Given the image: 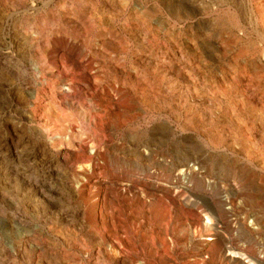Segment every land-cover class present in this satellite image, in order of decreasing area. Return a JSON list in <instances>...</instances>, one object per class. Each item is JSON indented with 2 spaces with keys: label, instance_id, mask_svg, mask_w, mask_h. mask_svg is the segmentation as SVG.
<instances>
[{
  "label": "bare ground",
  "instance_id": "1",
  "mask_svg": "<svg viewBox=\"0 0 264 264\" xmlns=\"http://www.w3.org/2000/svg\"><path fill=\"white\" fill-rule=\"evenodd\" d=\"M36 1L0 0V47L2 29L12 23V42L18 56L34 73L26 87L23 84L21 88L27 94L30 109L26 117L32 122L37 117L41 125L47 119L51 125L60 126L56 134H50L49 128L45 131L37 127L43 143L52 148L64 142L69 146L77 138L70 131L76 121L75 109L80 106L81 110L76 111L81 115L88 110H84L83 103L90 98L88 91L92 88L87 81L83 84L84 80L78 84L69 75L70 63L61 65L58 56L52 54L60 51L71 56L83 52L85 62L96 67L95 83L112 84L117 99L126 103L122 106L133 108L134 121L151 116L147 132L129 135L145 150H135L125 159L132 178L151 172L152 155L170 143L171 153L163 154V160L156 163L160 171L172 173L178 168L184 173L192 165L206 179L214 172L206 175L205 164L216 158L219 169L230 165L236 181L264 199V0H58L52 8L54 0H40L44 11L36 10ZM130 5L132 11L127 12ZM235 28L240 36L234 34ZM34 34H39L40 39ZM60 47L64 49L59 50ZM13 61V56L0 54V78L9 75L26 81V67ZM57 63L60 73L56 71ZM95 97L89 102L100 106ZM157 114L159 118H152ZM65 147H56L62 157L69 152ZM108 161L115 164L111 157ZM57 173L69 189L67 195L75 196V185L67 169ZM119 173L118 166L116 174ZM13 175L24 183L28 181L27 190L34 194L36 204L50 205L43 186L38 187L20 171ZM218 175L217 172L208 181H217ZM128 182L132 181L122 182L123 191L132 187ZM3 201L6 207L0 204V264H118L122 254L112 243L106 244L94 224L86 223L85 214L76 216L64 206L57 219L68 222L55 225L53 235L44 236L30 231L17 213L9 215V197ZM78 205V210L84 211ZM254 222L258 228L263 227L257 218Z\"/></svg>",
  "mask_w": 264,
  "mask_h": 264
},
{
  "label": "rangeland",
  "instance_id": "2",
  "mask_svg": "<svg viewBox=\"0 0 264 264\" xmlns=\"http://www.w3.org/2000/svg\"><path fill=\"white\" fill-rule=\"evenodd\" d=\"M54 1L50 4L51 8L58 0ZM72 1L74 0H69V2ZM36 2V10H46L40 0ZM132 8L133 5H130L127 12L132 11ZM233 17L234 15L231 16V18ZM189 24L192 25V23ZM12 25V23L8 24L2 29L3 45L0 47V54L3 53L13 56V62L22 68L23 66L26 67L23 69L28 75L27 79H25L26 81L18 80L16 79L17 77L12 75H10L12 76L10 78L9 75L6 78H2L6 79V81L0 78V204L6 207L3 199L9 197V215L11 213H17L20 219L28 225L30 231L38 232L44 236H51L53 235L51 234L53 232L51 230L55 225H66L68 222L60 223L57 219V213H59L61 208L65 210L66 207L70 209V212L73 211L75 215L77 214L76 216H79L80 213L85 214L86 223L90 226L94 224L95 231L105 240L106 244L111 245L112 243L111 246L120 251L122 255L118 259V264H142L140 261H145L146 264H170L175 258L173 252H181L183 250L182 244L188 240V227L199 223L200 214L198 210L201 207L204 206L212 217L219 219L231 236L235 235L234 225L238 226L241 216L247 213L253 221L254 218H257L260 223L262 222L263 227L258 228L255 225L256 222H254V228H257V230H253L250 235L246 236L252 245L246 247L245 251L244 249L243 251L250 256L252 263L260 264L258 261L260 260V250L264 249V243L259 242L260 240H264V199L258 198L253 192L247 190L245 187L243 188L242 183L236 181L234 170L230 165L225 166L224 169L222 168L223 171L219 169L217 167L218 159L216 158H213L210 163H206L203 170H205L206 175L214 172L208 178L215 177L218 172L220 177H217V181L212 182L208 181V178L203 179L201 175H198L200 173L193 169L195 167L191 165L188 171L191 172L190 180L194 183L192 187L194 195L188 197L183 192L174 194L172 191H162V185L158 181H156L157 184L152 180L154 178L156 179V177L163 181L170 178V172L168 173L166 170L160 171L156 164L163 160L161 158L163 154L167 152L171 153L170 143L168 147L152 155L151 164L153 165H151V172L145 176L137 175V177L135 176L136 178H132L128 160L125 159L135 150L140 153H143L145 150L139 147V142L136 138L131 140L129 135L134 137L138 132H147L149 130V118L151 116L145 118L144 121H134L135 114L133 108L130 106H128V109L127 106L123 107L126 103L123 100L117 99L114 93L115 87L112 84L108 85L104 83L103 85H97L95 83L97 74L93 70L96 67L93 64L85 62L86 54L83 52L81 54L75 53L71 56H65L60 51L52 54L55 57L56 55L58 56L57 58L61 65L67 62L70 63L73 72L70 71L71 74L69 75L76 78L75 80L78 84H82L84 80L83 84L88 82L92 88L88 91L90 94L88 97L90 98L83 103L84 110L88 109L87 111L83 110L84 117L83 114H78L80 112L79 110H81L79 108L80 106H76L75 109L76 121L71 124L72 127L70 126L71 133L77 134L75 142L69 146L65 142L61 144L63 147L67 145L66 147L68 148H65L69 151V158H67L68 155L64 156L67 159L62 157L59 148L56 149V147H60L61 145L52 148L50 146L48 147L46 143H43V139L37 131L43 127L44 129L42 130L46 131L49 128L48 132L50 134H56L60 132V126L59 124L51 125L47 119H44V124L42 123L43 125H41V121L37 117L35 122L27 118V113L30 114V109H28L29 107L26 103L27 94H24L21 88L23 84L26 87L25 83L28 82V79L31 80L34 77V73L31 70L32 67L30 65L27 66L21 56H18V49L15 43L12 42L15 41ZM186 29L187 31L189 30L188 27H185ZM235 32L236 35L240 36L238 29L235 28L234 34ZM226 33L227 31H225ZM249 33L246 32L248 35ZM32 36H36L39 39L41 37L39 34ZM61 48L64 49L60 47L59 50H62ZM63 56L65 57L64 59ZM85 67H87V70H84ZM56 71L57 73L62 71L58 63ZM219 74L217 76H222V74ZM92 97H95L94 99L96 101L98 100L102 106H93L89 102ZM77 109H79L78 112L76 111ZM88 111L90 112L89 114ZM86 115L91 117L86 118ZM126 115L130 116L127 117ZM159 117L160 115L158 114L152 116L154 119ZM44 121H47L46 125ZM143 124L144 127H142ZM172 124L175 128L177 127L176 123L172 122ZM77 139L81 140L84 144L81 145L82 143ZM76 148L78 149L77 151ZM74 152L76 156L77 154L79 156L76 157ZM78 157H81L80 161H78ZM110 157L115 161L116 165L113 164L115 167L109 163L108 158ZM122 158L124 159L122 160ZM124 161L127 162L123 163ZM118 166L121 169V173L116 174V167ZM60 169H67L71 183L75 185V196L72 194L67 195L69 189L62 184V177L57 173ZM15 171H20L22 175L26 176V179L29 178L38 187L43 186L46 192L45 194L50 198H47V201L50 203L48 205L49 208L47 206L48 203H43V207L42 205H38L39 203L36 204L37 201H34L36 199L34 194L27 190L26 183L28 181L24 183L14 177L13 174ZM173 172L179 173L180 170L177 168ZM185 173L187 172H180L179 175H184ZM113 177L116 178L113 179ZM128 180H131L132 182L128 183L133 185L129 189L130 191H123L122 182H127ZM209 180L212 179L210 178ZM151 184L154 185L153 188ZM158 192H164V195L160 196ZM144 195L145 197H141ZM205 197H208V199H203ZM69 199L70 203L68 201ZM226 200H229L232 206L230 212L226 210ZM78 204L82 206V210L84 211L78 210ZM103 223L104 225H102ZM167 234L172 236L174 240L175 246L172 250L170 249ZM235 239L234 242L237 243ZM225 246L226 241L224 239L214 244L212 247V264H219L218 256ZM238 250L242 249L239 247ZM244 252H233V255L235 257L248 258Z\"/></svg>",
  "mask_w": 264,
  "mask_h": 264
},
{
  "label": "built area",
  "instance_id": "3",
  "mask_svg": "<svg viewBox=\"0 0 264 264\" xmlns=\"http://www.w3.org/2000/svg\"><path fill=\"white\" fill-rule=\"evenodd\" d=\"M188 172L184 175H179L180 172H172L167 180L163 181L160 178H157L158 180L154 178L152 181H158L162 185V191H172L174 194L183 192L185 196L190 197L194 195L192 191L194 183L190 180L191 172ZM162 193L158 192V195L163 196L164 192ZM141 197H145V195ZM226 202V210L230 212L232 206L229 200H226ZM198 212L200 214L199 223L188 227V240L182 244L183 250L181 252H173L175 258L170 264H212V247L221 239L226 241V246L218 256L219 264H254L250 256L244 252L246 247L252 245L246 236L250 235L253 230H257V228H254V221L251 216L244 213L238 226L234 225L235 235L231 236L220 220L212 217L204 206ZM167 239L172 250L175 246L173 237L167 234ZM234 239L237 243L234 242ZM259 242L264 243V240ZM239 247L242 250H238ZM239 251L244 252L248 258L235 257L233 255V252ZM258 261L260 264H264V249L260 250V260ZM140 262L146 264L145 261Z\"/></svg>",
  "mask_w": 264,
  "mask_h": 264
}]
</instances>
